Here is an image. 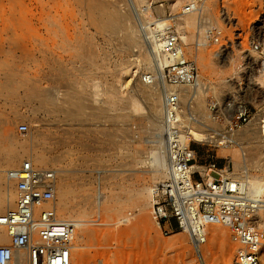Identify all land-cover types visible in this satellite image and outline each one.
I'll use <instances>...</instances> for the list:
<instances>
[{"label":"rangeland","instance_id":"rangeland-1","mask_svg":"<svg viewBox=\"0 0 264 264\" xmlns=\"http://www.w3.org/2000/svg\"><path fill=\"white\" fill-rule=\"evenodd\" d=\"M38 1L47 2L0 0V215L14 205L7 198L15 195L5 185L4 172L31 160L35 166L57 172L58 216L77 224L73 264H201L199 252L206 264H235L236 247L226 227H210L208 241L198 247L185 233L165 236L153 220L151 188L167 176L168 169L164 165L163 170L154 160L164 155L156 136L162 130L163 115L157 121L152 117L150 102L138 89L144 86L141 74L153 66L145 64V59L152 57L147 37L170 23L185 37V52L197 61L201 82L210 86L203 103L206 114H200L208 125L221 127L214 122L208 105L211 99L232 92L231 78L243 82L253 116L240 130L249 125L264 130V121L258 118L264 114V75L255 66L256 54L252 52L254 43L264 46V0H208L209 20L204 24L198 12L184 14L190 0H58L59 10L74 17L61 21L52 34L44 32L45 44L50 45H45L44 58L38 53ZM189 15L196 18L191 26L185 22L192 18ZM162 22L165 25H157ZM112 23L120 26L116 34L109 30ZM214 26L223 31L219 44L206 35ZM128 32L134 37L132 44L124 40ZM263 65H259L261 69ZM73 86H77L75 93ZM40 87L56 89L57 111L34 98ZM84 91L91 94L87 95L90 99L81 94ZM76 92L84 98L80 94L79 100L73 98ZM128 96L144 109L119 111L110 106L108 98L119 97L125 102ZM68 99L85 105L80 117L65 112L70 108ZM157 104L163 107V97ZM158 120L160 128L154 125ZM21 125H27L28 130L20 131ZM221 125L224 128L227 123ZM193 147L199 165L208 164L211 155L222 174L229 173L224 171L229 163L235 174L244 176L243 154L237 147L226 150L201 142ZM244 153L251 177H263L264 149L246 147ZM62 201L68 205L67 214L61 212ZM213 229H218L219 238L213 237ZM9 242L6 229L0 227V246Z\"/></svg>","mask_w":264,"mask_h":264},{"label":"built area","instance_id":"built-area-1","mask_svg":"<svg viewBox=\"0 0 264 264\" xmlns=\"http://www.w3.org/2000/svg\"><path fill=\"white\" fill-rule=\"evenodd\" d=\"M207 1L190 0L184 14L201 13L200 23L204 24L209 20ZM206 35L219 44L223 31L214 26ZM148 43L151 48L153 43L158 45L153 54L165 57V62L143 72L142 82L152 85L161 81L165 88H172L164 91L163 99L167 176L152 187L153 220L165 236L185 233L199 247L208 241L210 227H226L236 247L235 264H264V191L254 194L247 185L222 174L211 155L208 164L197 162L193 143L198 142L192 132L200 122L193 113L194 100L183 103L180 93L183 88H202L197 61L188 58L173 25L156 32ZM253 47V61L260 71L264 46L254 43ZM215 55L222 56V52ZM228 82L233 85L232 92L222 99H211L208 105L213 120L221 126L211 128L213 136L235 132L253 117L243 82L231 78ZM221 122L227 125L223 128ZM27 130V125L20 126V131ZM207 145L220 147L221 143ZM57 178L54 169L35 166L31 160L4 172L5 185L14 190L17 199L0 215V226L10 240L0 246V264H73L77 224L58 216Z\"/></svg>","mask_w":264,"mask_h":264},{"label":"bare ground","instance_id":"bare-ground-1","mask_svg":"<svg viewBox=\"0 0 264 264\" xmlns=\"http://www.w3.org/2000/svg\"><path fill=\"white\" fill-rule=\"evenodd\" d=\"M47 2L46 3H40L39 1H38V5L36 6L37 8H36V20H37V23H38V32H39V48H38V53H39V55L41 56V57H43L44 58V55H45V40H44V32L46 31L47 32V34H52V32H54L56 29H55V26L57 27H61L60 25H59V23L61 22V21H66V20H68V19H70V18H72V17H74V14L73 13H69V12H67V11H60L59 10V8H58V5H59V1L58 0H46ZM41 2H43V1H41ZM61 4V3H60ZM97 6V5H96ZM67 8V7H66ZM65 8V9H66ZM115 12V11H114ZM196 13L197 12H194V13H192V14H190V15H196ZM77 14H75V16H76ZM79 15V14H78ZM121 15V14H120ZM189 15V16H190ZM199 15V14H198ZM200 15H201V13H200ZM190 17H192V16H190ZM117 19V18H116ZM117 20H119V19H117ZM195 20H196V18L193 16L192 18H189V20L187 19V20H185V22H186V24H187V26H191V25H193V23H196L195 22ZM172 20H170L169 22H171ZM109 23V22H108ZM120 24V23H119ZM106 25H108V24H106ZM110 25V24H109ZM121 25V24H120ZM158 26H163V25H165L164 24V22H162V23H160V24H157ZM67 26H68V24H67ZM167 26H171V24L170 23H168L165 27H162V28H160V29H156L157 31H153L152 33H149V34H153L152 36H149V37H147V41H152V38H153V36L155 35V33L156 32H159V31H161V30H164ZM105 26H103V28H104ZM120 27V26H119ZM119 27H117V25H115V23H112V28H110L109 30H110V32H112V33H117V31H119ZM100 28V27H99ZM106 28V27H105ZM104 30V29H103ZM106 30V29H105ZM120 30H121V28H120ZM159 30V31H158ZM176 30L178 31V33L180 34V36L182 37V35H181V33L179 32V30L176 28ZM57 31V30H56ZM45 32V33H46ZM131 32V31H130ZM130 32H128L127 34H126V36L124 37V40H126L129 44H132L135 40H134V37H133V35H132V33H130ZM109 33V32H108ZM59 34V33H58ZM70 34V33H69ZM54 35V34H53ZM52 36V35H51ZM72 36V35H71ZM51 38V37H50ZM53 38V37H52ZM149 39V40H148ZM182 39L183 40H185V37L183 36L182 37ZM53 41V40H52ZM49 42V41H48ZM48 44V43H47ZM199 44H201V42L199 43ZM50 46V45H49ZM49 46H47L46 45V48L47 47H49ZM49 49V48H48ZM158 51V45L156 44V43H153L152 44V48H151V54H152V57H147L146 59H145V64L146 65H151L152 63H153V66L151 67V66H149V67H151L150 68V70L149 71H152V70H154V68L156 67V66H158L160 63L161 64H163L164 62H165V57H163V56H161L160 54H159V57L157 56V57H155L154 56V54L153 53H156ZM252 52H254V50H252ZM255 53V52H254ZM47 54V53H46ZM42 58V59H43ZM54 59V58H53ZM152 59V60H151ZM224 59V58H223ZM131 64V63H130ZM50 67H51V65H50ZM147 67V66H146ZM263 67H264V65H263ZM127 68H128V66H127ZM123 69V68H122ZM146 69V68H145ZM149 69V68H148ZM261 73H263V75H264V69H261V71H260ZM126 73H127V75L129 74V70H127L126 71ZM133 73V72H132ZM51 74V73H50ZM160 75V74H159ZM45 77V76H44ZM43 77V78H44ZM52 77H53V75L50 77L51 78V80H53L52 79ZM131 77V75H129L128 76V78H130ZM260 77H262V74H261V76ZM260 77H258V78H260ZM41 78H42V76H41ZM49 78V77H48ZM47 78V80H50V78L48 79ZM54 78V77H53ZM264 78V77H263ZM131 79H133V78H131ZM50 80V81H51ZM39 81V80H38ZM80 81V80H79ZM79 81H78V86L80 85L79 84ZM83 81V80H82ZM130 81V80H129ZM52 82V81H51ZM85 82V81H84ZM43 83V82H42ZM141 83L142 84H144V86H141L139 89H138V92L141 94V95H143V98L145 99H147L149 102H150V107H149V109H150V114L152 115V117H155L156 118V121H157V119H161L162 118V115L164 114V106L162 107V108H160V106L157 104L158 102H160V99H162V97H163V99H164V91H166V90H172V88L171 87H169V86H167L166 88L163 86V84L161 83V81H160V83H155V84H152V85H147V84H145V83H143L142 82V80H141ZM141 84V85H142ZM56 85V84H55ZM58 85V84H57ZM123 85V84H122ZM129 85V84H128ZM80 87H81V85H80ZM79 87V88H80ZM113 87V86H112ZM139 87V86H138ZM200 87H202V88H200V89H193V88H183V89H181L180 90V93H181V97H182V101L184 102V100H186L185 98L187 97V96H189L190 98L189 99H193L194 100V108H193V113L194 114H198L199 116H197L198 117V120H199V122L200 123H198L199 124V126L196 128V130H193V132H192V137H193V140H195L196 142H198V143H215V144H218V143H221V145H220V147H222V148H224V149H228V147L229 146H231V147H237L241 152H242V154H243V161H244V164H245V166H244V169H243V171H244V176H241V175H239V174H235V172H233V170L231 169V167H230V165H229V163L226 165V167H225V169H224V171H228L229 173L228 174H226L225 176H227V177H229V178H234V180L235 181H239L240 183H241V185H247L249 188H250V190L254 193V194H260V193H263V191H264V176L263 177H260V178H253V177H251V175H250V173H249V169H248V161H249V159H248V157H246V153H244V151H246V147L248 148V147H252L253 146V148L254 149H256V148H260V147H262L263 149H264V130H263V128H260V129H258V128H254V125H253V127H251V125H249L248 126V128H246V129H244V130H240V128H239V131H237L236 130V132H232V133H228V134H223V135H220V136H213L212 135V133L213 132H211V128L212 127H210L209 125H208V121L206 122L205 121V117L204 118H202L201 117V115L200 114H206L205 113V110H206V107L204 106V102H206V99H207V96H208V87H210V86H206L205 85V83L204 82H202L201 84H200ZM57 88V87H56ZM75 88H77V86L75 87ZM74 88V86L72 87V91L75 89ZM82 88H84V86L82 87ZM81 88V89H82ZM213 88V87H212ZM253 88V87H252ZM52 89H53V87H52ZM113 89H114V87H113ZM36 92H35V97L34 98H36L38 101L37 102H40V104L41 105H44V107H45V104H48V106H49V108H52V109H54V104L56 103V101H57V99H58V97H57V92H56V89L55 90H51V89H43V88H36ZM215 90V89H214ZM78 91H80L79 89H78ZM92 91V90H91ZM95 91H97L96 89H95ZM99 91V90H98ZM216 91V90H215ZM59 92V91H58ZM74 93H75V91H73ZM82 92V91H81ZM85 92V91H84ZM112 92V91H111ZM34 93V92H33ZM72 93V92H71ZM70 93V94H71ZM76 93H78V92H76ZM91 93V92H90ZM80 94V92L78 93V94H73V98H76L75 96H77V95H79ZM81 94H84V96H86L87 97V95H90L91 96V94H87V92H85V93H81ZM80 94V97L82 96ZM86 94V95H85ZM114 94V93H113ZM93 95V94H92ZM62 96V95H61ZM84 96L83 97H81V98H84ZM90 96H88L86 99H88ZM95 96H98L97 95V93L95 94ZM94 96V97H95ZM112 96V95H111ZM114 96V95H113ZM133 96V95H132ZM131 96V97H132ZM135 96V95H134ZM71 97H72V94H71ZM78 97L79 96H77V98L76 99H78ZM93 97V98H94ZM108 97V96H107ZM120 97V96H119ZM119 97H117V98H119ZM129 98V96H128V98L129 99H125L124 98V101L125 102H123L122 100H120V98L119 99H117L116 97H110V99L108 98V100H110V106H112L113 108L114 107H116L117 108V110H119V109H127V110H130V111H132V112H138V111H140V110H143L144 108L140 105V103L135 99V98ZM32 98V97H31ZM72 99V98H71ZM71 99H70V101H69V99H68V103H69V106H70V108H69V110L67 111H65V112H67V114H68V112L71 114V115H73V117H76V116H74V114L76 113H79V112H81L82 111V109L85 107V105L82 107V105L81 104H79L80 106H78L77 105V103H78V101L77 102H75V101H71ZM86 99L84 100V101H86ZM90 99V98H89ZM97 99V98H96ZM122 99V98H121ZM189 99H188V101H189ZM63 100H65V99H63ZM79 100V99H78ZM81 100V99H80ZM93 100V99H92ZM95 100V99H94ZM36 101V100H35ZM59 101L60 100H58V103H59ZM64 102V101H63ZM80 103H82V104H84L83 103V101L81 102V101H79ZM147 102V101H146ZM62 103V102H61ZM106 103H108L107 104V106H109V102L107 101ZM62 104H64V103H62ZM40 105V106H41ZM57 106V105H56ZM60 107H61V105H59ZM58 106V107H59ZM44 107L42 108V109H44ZM48 108V107H47ZM46 108V109H47ZM48 108V109H49ZM62 108V107H61ZM61 108H59V109H61ZM66 108V107H65ZM143 108V109H142ZM48 109L46 110V111H48ZM56 109H57V107H56ZM56 109H54V110H56ZM64 108H62L60 111H62ZM106 108L104 107V110H105ZM148 109V110H149ZM76 110V111H75ZM78 110V111H77ZM104 110H103V112H104ZM49 111H51V110H49ZM57 111V110H56ZM120 111V110H119ZM52 112V111H51ZM83 112H84V110H83ZM106 112V111H105ZM53 113V112H52ZM58 113V112H57ZM131 113V112H130ZM50 114V113H49ZM53 114H55V113H53ZM66 114V113H65ZM66 114V115H67ZM69 114V115H70ZM81 114H82V112H81ZM80 113L78 114V116L79 115H81ZM96 115V114H95ZM121 115V114H120ZM119 116V115H118ZM118 116H116V117H118ZM68 117V116H67ZM80 117V116H79ZM82 117V116H81ZM70 118V117H69ZM68 118V119H69ZM213 118V117H212ZM211 118V119H212ZM258 118H261L263 121H264V114L263 115H261L260 117H258ZM73 119V118H72ZM81 119V118H80ZM257 119V118H256ZM76 120V119H75ZM158 120V121H159ZM214 122H216V121H214ZM156 123V122H155ZM154 123V125H156L157 126V128H158V126H159V128H160V123H161V121H159L158 122V125H157V123L155 124ZM264 125V124H263ZM162 126V125H161ZM213 129V128H212ZM159 133H156V136H157V138H158V140H157V145H159V147H160V145L161 146H163V150H161V152H160V154L161 153H164V155H165V149H164V143H163V138H162V130H159L158 131ZM154 139V138H153ZM226 141V142H225ZM155 144H156V142H155ZM251 145V146H250ZM154 146V145H153ZM256 147V148H255ZM153 148H156L157 149V147L155 146V147H153ZM161 148V147H160ZM230 148V147H229ZM152 150V149H151ZM157 151V150H156ZM158 152V151H157ZM154 153V152H153ZM156 153V152H155ZM151 155V154H150ZM154 154H152L151 156H153ZM157 155H159V154H157ZM164 155H160L159 157H160V159H159V157H155V159L152 157V158H149L147 161L149 162V163H151V161L152 160H150V159H154L155 161H159V162H156L157 163V165H158V163H159V166L162 168L164 165L166 166L167 165V168H168V161H167V157L166 156H164ZM150 156V157H151ZM155 156V155H154ZM166 157V158H165ZM157 158V159H156ZM159 159V160H158ZM26 161V160H25ZM139 161V160H138ZM144 161V160H143ZM228 161L230 162V161H232V158L231 157H229L228 156ZM24 162V161H23ZM22 162V163H23ZM139 162H141V161H139ZM147 162V163H148ZM143 163V162H142ZM154 165V164H153ZM152 165V166H153ZM155 166V165H154ZM160 167H158L159 168V170H160ZM158 168H157V170H158ZM163 170H164V168H162ZM156 170V171H157ZM159 170L157 171L158 173H159ZM153 171V170H152ZM162 173V172H161ZM222 173H224V172H222ZM167 174V173H166ZM162 176V175H161ZM244 178V179H243ZM151 191H152V188H151ZM142 193H143V191H141ZM137 194V193H136ZM16 195H14V194H12V195H10L8 198H7V200H8V203H11V204H14L15 203V201H16ZM61 207H62V209H61V212L63 213V214H67L68 212H69V209H68V205L64 202L63 203V201H62V204H61ZM62 214V215H63ZM72 215V214H71ZM1 227V226H0ZM225 228V227H224ZM214 230V229H213ZM218 229H216V230H214V231H212V235H213V237H215V238H219V232L217 231ZM194 244V243H193ZM196 245V244H195ZM196 246H198V245H196ZM199 247V246H198ZM197 250V249H196ZM201 251V250H200ZM197 254H198V251H197ZM199 259H200V262H201V264H206L205 263V257H204V255L201 253V252H199Z\"/></svg>","mask_w":264,"mask_h":264},{"label":"crops","instance_id":"crops-1","mask_svg":"<svg viewBox=\"0 0 264 264\" xmlns=\"http://www.w3.org/2000/svg\"><path fill=\"white\" fill-rule=\"evenodd\" d=\"M223 169V168H222Z\"/></svg>","mask_w":264,"mask_h":264}]
</instances>
